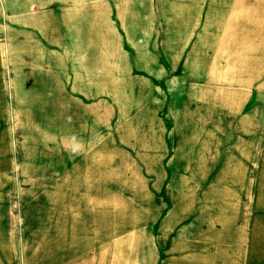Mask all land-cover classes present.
Here are the masks:
<instances>
[{"label": "rangeland", "instance_id": "1", "mask_svg": "<svg viewBox=\"0 0 264 264\" xmlns=\"http://www.w3.org/2000/svg\"><path fill=\"white\" fill-rule=\"evenodd\" d=\"M234 1L0 0V264H264V166L209 79Z\"/></svg>", "mask_w": 264, "mask_h": 264}, {"label": "crops", "instance_id": "2", "mask_svg": "<svg viewBox=\"0 0 264 264\" xmlns=\"http://www.w3.org/2000/svg\"><path fill=\"white\" fill-rule=\"evenodd\" d=\"M222 30L220 58L209 72L210 83L225 88L228 104L234 107L236 102L232 98L240 94L243 157L247 144L252 164L261 167L264 166V0H235ZM110 247L101 244L95 255L70 264H99V254L104 252L124 254L125 264H136V251L131 247L109 250Z\"/></svg>", "mask_w": 264, "mask_h": 264}]
</instances>
